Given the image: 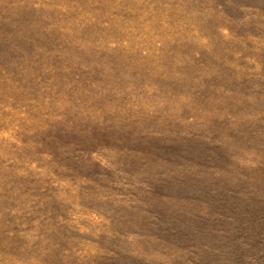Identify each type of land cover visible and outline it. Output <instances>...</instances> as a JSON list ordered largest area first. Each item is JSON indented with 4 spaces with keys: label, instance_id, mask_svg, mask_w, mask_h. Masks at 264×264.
<instances>
[{
    "label": "rangeland",
    "instance_id": "1",
    "mask_svg": "<svg viewBox=\"0 0 264 264\" xmlns=\"http://www.w3.org/2000/svg\"><path fill=\"white\" fill-rule=\"evenodd\" d=\"M0 264H264V0H0Z\"/></svg>",
    "mask_w": 264,
    "mask_h": 264
}]
</instances>
